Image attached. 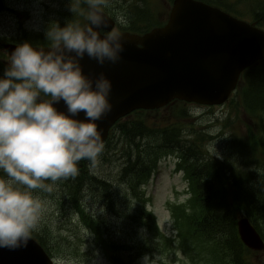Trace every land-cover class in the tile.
I'll return each instance as SVG.
<instances>
[{
    "label": "trees",
    "instance_id": "1",
    "mask_svg": "<svg viewBox=\"0 0 264 264\" xmlns=\"http://www.w3.org/2000/svg\"><path fill=\"white\" fill-rule=\"evenodd\" d=\"M146 13L139 10V14L130 18L127 25L130 31H146L142 26L149 18L143 16ZM261 17L264 27V13ZM33 42L39 41L34 39ZM6 68L0 53V76ZM232 101L233 115L228 121L234 126L231 135L224 138L220 158L208 153L207 144L212 140H207L211 138L208 133L201 129H184L186 113L181 110L182 102L166 110L174 116L179 115L171 125L159 127V124H151L150 118L159 115V110H140L114 126L109 143L113 140L114 152L122 155L121 182L126 200L131 197L137 201L130 211L124 213L125 229L122 232L127 235L124 241L113 239L111 223L108 220L105 223L100 216L90 213L83 201L88 190L108 197L112 195L108 207L112 213L121 216V211L115 207L113 183L92 173L93 162L82 160L75 176L57 180L67 196L56 191L53 197L58 198L64 210L74 207L111 264H142V257L155 256L154 250L161 245L188 248L185 252L194 264H264V257L260 262L252 260L255 254L242 244L237 232V221L244 215L264 238V63L243 74ZM241 113L252 122L246 133L231 120L235 116L238 121ZM228 124L223 125V131L227 130ZM172 150L180 153L179 168L190 181L193 195L188 204L171 207L177 240L159 229L155 216L146 208L143 191L159 162ZM62 195L66 199H60ZM137 225L146 230L145 236L139 235L140 229L134 230L133 226ZM43 231L35 238L52 257H56L66 246V240L62 238L52 247L47 231Z\"/></svg>",
    "mask_w": 264,
    "mask_h": 264
},
{
    "label": "clouds",
    "instance_id": "2",
    "mask_svg": "<svg viewBox=\"0 0 264 264\" xmlns=\"http://www.w3.org/2000/svg\"><path fill=\"white\" fill-rule=\"evenodd\" d=\"M88 3L87 26L49 27L47 47L17 46L0 76V249L28 246L42 212L32 189L52 191L78 173L80 161L94 163L104 146L97 121L112 111V82L104 73L86 75L81 61L118 64L125 41L119 31H105L100 0ZM61 102L66 112L55 106Z\"/></svg>",
    "mask_w": 264,
    "mask_h": 264
},
{
    "label": "water",
    "instance_id": "3",
    "mask_svg": "<svg viewBox=\"0 0 264 264\" xmlns=\"http://www.w3.org/2000/svg\"><path fill=\"white\" fill-rule=\"evenodd\" d=\"M209 8H193L186 0H176L165 29L144 38L124 37L125 52L118 64L100 66L85 56L81 61L85 74L94 78L104 72L113 86L112 111L97 121L102 141L119 118L137 109L160 108L174 99L208 105L225 102L238 87L240 73L264 58L262 29L251 28ZM7 48L11 54L16 49ZM55 106L67 111L63 102ZM78 118L84 119L83 113ZM238 230L247 247L264 251L263 239L247 218L238 222ZM0 264L53 262L30 239L26 248L0 249Z\"/></svg>",
    "mask_w": 264,
    "mask_h": 264
},
{
    "label": "rangeland",
    "instance_id": "4",
    "mask_svg": "<svg viewBox=\"0 0 264 264\" xmlns=\"http://www.w3.org/2000/svg\"><path fill=\"white\" fill-rule=\"evenodd\" d=\"M102 1H105V3L108 4L110 3L111 9L115 10L118 14H120L125 8L122 7V3L118 0ZM258 1L260 3L264 2V0ZM7 2L10 9L18 11V15L15 12L9 11L0 16V34H6L7 36L12 35L11 38H13L18 36V32L20 31L22 25L30 31L33 28L38 29L40 27H44L45 20L47 17L51 16L47 13L48 10L54 9L52 4L55 5L57 9H63V5L66 3V0H7ZM150 2L157 6L159 11L163 14L164 20L170 10L167 2L165 0H150ZM118 7H121L120 11H118ZM76 16L71 17V23H77V20L75 19ZM26 20L30 21L26 22ZM194 108L195 116L190 120V122L200 125L201 122L206 121L207 130L205 131H207L206 133L211 136L217 135V133L222 129L220 123L213 121L216 119H219L220 121L226 120L227 116L232 111V106L216 107L213 110L199 106ZM231 120L234 123L237 122V126L243 129V133H246L248 127L252 126L250 118L243 113H241L238 121L235 116H233ZM228 125V129L225 130V138L231 135L230 133L232 127L234 126V124L230 126L231 121ZM208 146L213 153L220 156L222 155L224 147L221 137L217 136L208 144ZM239 159L241 158L239 157ZM122 164V155H115L113 151H109L104 148L97 155L92 170L96 175H98V177L113 183V196L116 204L115 207L125 213L130 211L131 205L136 204L137 201L133 200L131 197L126 200V192L121 182ZM243 168L247 169L245 165H243ZM188 188L189 183L188 181L186 182L183 173L178 172L176 169V159L174 156H170L165 160H162L157 171L154 173V176L146 186V193L152 198L149 208L156 215L158 223L162 226L161 229L169 234L172 231V216L169 209V203L174 201L186 202L188 197V192L186 193V191ZM101 196L103 201H101ZM35 198L40 201L42 206V212L39 215L38 224L44 223L43 226L46 227L54 237H56L52 238L50 243H54L59 233L61 238H65L67 241L65 247L67 250L63 255H61V260L58 261V264H108L105 257L101 255L102 252L100 250L96 251L93 246L96 244L93 234L90 233L89 230H84L82 225H80L81 222L79 223L77 218L71 217V208L67 207L63 210L60 207V203L57 201L58 198H55L52 195L49 196L47 201H44L43 198ZM60 199L64 200L66 197L64 196L63 198L62 195ZM85 199L89 212L100 216L101 220L105 223L109 221L111 223L112 235L116 236L118 240L120 238L124 239L122 231L124 229L125 220L122 216L118 217V214L116 213V215L112 214L110 207H108L106 202H104V195L88 190ZM177 251H179L180 255L174 254L173 249H171L169 253L161 250L157 252V256L147 257L146 260H144V264H194L181 250L178 249ZM254 257L257 262L263 257V255L255 254L253 255L252 260ZM195 264L207 263L204 262Z\"/></svg>",
    "mask_w": 264,
    "mask_h": 264
},
{
    "label": "bare ground",
    "instance_id": "5",
    "mask_svg": "<svg viewBox=\"0 0 264 264\" xmlns=\"http://www.w3.org/2000/svg\"><path fill=\"white\" fill-rule=\"evenodd\" d=\"M68 0H66V2H67ZM32 36L34 37L35 35L34 34H32ZM56 198V197H55ZM58 201V200H57ZM64 210V209H63ZM148 213V212H147Z\"/></svg>",
    "mask_w": 264,
    "mask_h": 264
}]
</instances>
